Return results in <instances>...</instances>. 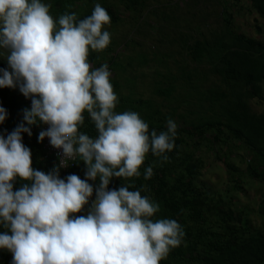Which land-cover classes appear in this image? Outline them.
Returning a JSON list of instances; mask_svg holds the SVG:
<instances>
[{
  "label": "clouds",
  "instance_id": "obj_1",
  "mask_svg": "<svg viewBox=\"0 0 264 264\" xmlns=\"http://www.w3.org/2000/svg\"><path fill=\"white\" fill-rule=\"evenodd\" d=\"M50 7L45 0H0V58L7 64L0 88L18 89L26 106L31 101L23 122L0 133V250L11 253V264H159L181 244L182 226L151 219L159 205L140 190L108 185L139 177L149 151L167 159L177 125L169 119L166 131L149 132L139 113L115 111L108 66L88 60L90 50L110 43L106 9L96 3L78 20L67 12L54 19ZM85 111L95 138L79 131ZM6 117L0 106V124ZM34 125H47L38 142L47 137L60 150L59 164L47 172L32 167L23 143L22 133L31 136ZM77 156L85 178L68 175L71 169L61 178L64 161ZM152 174L147 167L145 179Z\"/></svg>",
  "mask_w": 264,
  "mask_h": 264
},
{
  "label": "trees",
  "instance_id": "obj_2",
  "mask_svg": "<svg viewBox=\"0 0 264 264\" xmlns=\"http://www.w3.org/2000/svg\"><path fill=\"white\" fill-rule=\"evenodd\" d=\"M232 1L233 7L242 5V0ZM244 1L264 26V0ZM45 2L51 5L49 11L54 19L66 12L76 14L79 10L82 14L76 15L78 20L91 15L94 5L99 3L108 12L111 25L120 20L122 12H135L137 15L130 18L134 20L136 16L134 21L139 24L141 15L138 13L149 9L147 0ZM220 12L226 14L222 17L221 27L204 31L194 24V28L199 29L194 33L188 26L191 22L188 17L176 16L180 26L174 28L170 51L151 56V62L163 65L165 70H156L152 75L150 97L135 94L133 90L117 96L115 111L139 113L147 122L149 132L153 129L157 133L166 131L169 119L177 125L174 147L164 154L167 159L149 151L140 166L139 177L113 178L108 185L109 189L127 186L129 190H140L142 196L159 205L151 219H174L182 226L181 244L171 249L159 264H264V223H252L247 209L237 205L229 195L241 190L242 175L259 180L263 188L256 210L264 216V111H255L250 103L254 98L264 100V36L257 38L233 29L232 12L225 7ZM185 26L188 27L184 30ZM255 28L260 30L261 27L255 25ZM160 40L164 41L162 37ZM120 56L111 50L88 55L94 64L107 63L114 74H119L134 61L124 64ZM138 56L139 66L150 60L144 53L140 52ZM168 59L175 66L174 72L168 66ZM6 67V61L0 58V68ZM113 76L110 82L116 87ZM136 77L137 74H133V78ZM179 80L185 84L180 90ZM152 95L157 96L158 101ZM0 106L7 111L4 123L0 124V133L6 134L23 122L26 98L18 89L0 88ZM164 108L168 110L164 111ZM83 115L84 123L79 131L95 138L98 133L94 122L86 111ZM42 129L43 125H34L32 135L22 133V138L31 151L32 167L47 172L58 164L53 155L46 154L42 141H37ZM229 140L248 148L250 154L244 156L243 170L221 156L223 145L228 148ZM201 141L213 148L215 159L224 165L226 186L220 191L209 189L199 180L204 165L203 157L197 152ZM149 166L153 174L145 179L144 171ZM85 170L77 156L68 175L76 174L84 179ZM20 183L18 180L14 184V190ZM91 198H95V192ZM86 211L87 206L84 212L76 215ZM8 254L0 250V264L5 262Z\"/></svg>",
  "mask_w": 264,
  "mask_h": 264
},
{
  "label": "rangeland",
  "instance_id": "obj_3",
  "mask_svg": "<svg viewBox=\"0 0 264 264\" xmlns=\"http://www.w3.org/2000/svg\"><path fill=\"white\" fill-rule=\"evenodd\" d=\"M232 2V0H147L149 9L138 13V15H141L139 16V24L134 21L136 16H134V20L130 18L137 15L135 12H122L120 20L116 24L105 26L110 33V43L103 49L121 54V62L124 64L129 60H134L131 62L132 65L126 66L125 70L120 71L119 74L118 72L114 74L112 79L117 82V86L113 87V90L116 95H125L133 90L135 94L150 97L154 72L165 70L163 65L151 62L154 56L152 54L156 53L155 55L159 56L170 51L169 43L175 35L174 28L177 29L180 26L178 16L189 18L191 22L188 26L192 28L190 31L193 33L199 30L194 28V24L199 25L200 29L204 31L209 28L216 30L223 24L222 17L226 14L221 13L220 10L225 7L227 11L232 12L231 27L233 29L246 35L262 38L264 36V26L261 24V19L248 10V4L244 0L241 1L242 5L238 7H233ZM162 13L164 15L161 16ZM80 14H82L81 11L77 10L76 15ZM255 25L260 26V30H256ZM188 26L183 27L184 30ZM160 37L164 41L160 40ZM103 50H90L89 55L91 57L92 52L99 55ZM140 52L144 53L147 59H150L141 66L137 62ZM125 56L127 59L124 58ZM90 57H88V60ZM92 62L94 63V61ZM168 66L171 71H175L171 59H168ZM133 74H137V77L133 78ZM179 82L180 90L181 85L185 87V84L182 80H179ZM262 89L264 95V82ZM152 96L155 99L157 98L158 101L157 96ZM250 103L255 111H264V100L254 98L250 100ZM166 110L164 108V111ZM229 142L228 148L223 145L221 156L242 169L244 167V156L250 154L248 148L238 141L229 140ZM197 152L203 157L204 163L199 180L204 181V185L211 190H222L226 186V171L224 165L215 159L213 148H209V144L201 141ZM241 187V190L230 192L229 195L237 205L244 206L247 209V216L252 223H264V216L258 214L256 210L260 192L263 188L262 183L259 180L242 175Z\"/></svg>",
  "mask_w": 264,
  "mask_h": 264
},
{
  "label": "built area",
  "instance_id": "obj_4",
  "mask_svg": "<svg viewBox=\"0 0 264 264\" xmlns=\"http://www.w3.org/2000/svg\"><path fill=\"white\" fill-rule=\"evenodd\" d=\"M103 64H106L108 66V69L110 71V76H112V74H113L112 69L107 63L102 62V63L96 65V68H99ZM27 106H28V108H30V106H31L30 98L27 99ZM46 127H47V125H43V129H45ZM42 146H43V149L45 150L46 154L53 155L55 157V160H56L57 164H59V159H60L59 153H60V150L53 148L49 144L47 137L44 138ZM76 158L77 157H75L73 159H66L64 161V163L68 164V166L67 167H62V168L59 169V175H60L61 178L66 177V172H68L71 169V167L74 165V162L76 161ZM11 259H12V256H11V253H9L7 258H6V260H5V262L3 264H11Z\"/></svg>",
  "mask_w": 264,
  "mask_h": 264
}]
</instances>
